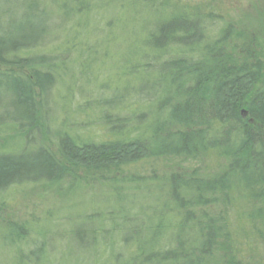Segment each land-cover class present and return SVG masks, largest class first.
Returning <instances> with one entry per match:
<instances>
[{"label": "rangeland", "instance_id": "374dc122", "mask_svg": "<svg viewBox=\"0 0 264 264\" xmlns=\"http://www.w3.org/2000/svg\"><path fill=\"white\" fill-rule=\"evenodd\" d=\"M89 1L0 0V12H5L1 24L7 29L12 21L31 16L23 15L26 9L35 10L39 29L15 55L41 57L51 69L38 68L53 77L37 97L39 130L24 134L17 122L11 127L0 116V151L45 145L58 155L61 136L77 143L114 140L119 136L109 130L121 126L122 119L127 120L123 130L137 127L149 134L163 123L166 107L160 103L170 93L163 72L153 71L156 62L180 55L199 59L201 51L212 48L236 63L264 64V0H123L121 10V0L111 8L108 0ZM170 14L191 16L187 22L200 39L193 50L171 38L166 47H153L151 29ZM1 68L28 72L20 66ZM1 103L0 115L6 106ZM225 164L224 158L165 153L105 170L73 167V176L54 183L15 184L0 198V264H160L164 250L172 248L168 239L174 231L163 229L176 222L173 217L179 219L188 210L190 224L215 223L221 213L228 214L220 191L208 193L203 206L183 202L181 208L170 197L172 177H213ZM263 205L254 200L255 207ZM260 235H251L246 244L235 236L234 253L240 258L251 249L264 256ZM213 238L206 248L210 251L200 255L208 264H227V240Z\"/></svg>", "mask_w": 264, "mask_h": 264}, {"label": "trees", "instance_id": "16d2710c", "mask_svg": "<svg viewBox=\"0 0 264 264\" xmlns=\"http://www.w3.org/2000/svg\"><path fill=\"white\" fill-rule=\"evenodd\" d=\"M114 1L108 0L109 8ZM83 2L90 4L89 0ZM117 4L121 10L123 0ZM147 6L152 8L153 5L147 3ZM34 11L32 7L26 9L23 15L31 16L12 21L9 29L2 26L0 17V101L6 102L0 116L11 127L17 122V129L24 134L40 129L37 97L53 82L50 71L42 72L38 68L40 65L51 69L46 66L49 64L41 63V57L15 55L26 49L39 29L33 21ZM191 19V16L173 17L170 14L161 18L162 21H156L148 35L153 47H166L170 38L183 49L198 44L199 33L193 31L195 27L191 26V21L187 22ZM198 58L180 55L153 66L158 75L163 72L170 93L160 103V107H166L163 123H157L149 134L135 124L136 128L123 130L127 120L122 119L121 126L109 130L115 137L119 136L114 140L77 143L73 138L61 136L58 155L45 145L28 150L0 151V198L15 184L61 181L73 176V167L77 166L105 170L165 153L208 157L215 161L224 158L226 164L213 177L173 176L169 193L183 208V202H188L191 207L203 206L207 203L208 193L220 191L225 194L227 216L221 213L215 223L199 221L191 224L189 220L193 218L188 210L179 219L173 217L172 221L176 222L169 226L166 223L163 229L168 233L174 231L172 240L168 239L172 248L164 250L157 263L208 264L201 255L210 251L206 248L217 235L227 240V248L231 250L227 264H264V256L251 249L242 251L240 258L233 250L237 243L235 236L240 238V244H246L264 231V205L254 206V200L264 202V64L259 61L236 63L232 57L222 56L219 49L212 48L201 51ZM4 65L20 66L28 72L2 70ZM127 131L130 132L125 133ZM132 132L137 136L130 137ZM59 155L61 158L57 157ZM190 191L191 196H188ZM249 204L252 209L247 208ZM234 205L237 206L234 208ZM261 238L264 240V234Z\"/></svg>", "mask_w": 264, "mask_h": 264}]
</instances>
